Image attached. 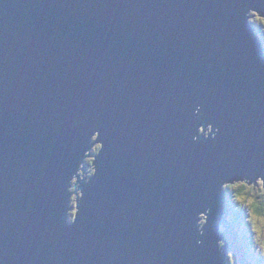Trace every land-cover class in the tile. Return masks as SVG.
<instances>
[{
  "label": "water",
  "instance_id": "1",
  "mask_svg": "<svg viewBox=\"0 0 264 264\" xmlns=\"http://www.w3.org/2000/svg\"><path fill=\"white\" fill-rule=\"evenodd\" d=\"M248 7L264 15V0H0V264H249L219 190L264 174ZM209 122L218 143L193 142ZM93 125L99 174L69 226Z\"/></svg>",
  "mask_w": 264,
  "mask_h": 264
},
{
  "label": "clouds",
  "instance_id": "2",
  "mask_svg": "<svg viewBox=\"0 0 264 264\" xmlns=\"http://www.w3.org/2000/svg\"><path fill=\"white\" fill-rule=\"evenodd\" d=\"M246 22L253 29L252 34L264 45V15L253 8L244 9ZM202 106L197 105L194 114L200 120L205 117L202 114ZM83 117L76 115L73 118V127L78 128L83 124ZM93 125L90 136V147L85 150L82 159L77 163L75 172L67 182L66 194L68 195V206L65 211V222L71 226L80 215V201L84 198L83 187L86 185L89 190L95 185L99 168L96 159L104 149V144L100 140V132ZM219 128L212 123L198 125L193 142L204 143L211 139L215 145L218 143ZM203 137V139H201ZM219 190L225 193V204L228 208V221L235 229L239 242L244 249V253L249 264H264V174L254 178L241 174L230 180L219 181ZM212 209L206 208L197 213L196 227L199 236L206 235V229L214 226L215 222L209 224V216ZM223 235L225 227L221 225L218 229ZM202 240H197V244H202ZM226 246L224 239L217 241V250L222 251ZM55 260L56 257L52 256ZM227 264H236L234 253L229 251L226 255Z\"/></svg>",
  "mask_w": 264,
  "mask_h": 264
},
{
  "label": "rangeland",
  "instance_id": "3",
  "mask_svg": "<svg viewBox=\"0 0 264 264\" xmlns=\"http://www.w3.org/2000/svg\"><path fill=\"white\" fill-rule=\"evenodd\" d=\"M228 220V219H227Z\"/></svg>",
  "mask_w": 264,
  "mask_h": 264
}]
</instances>
